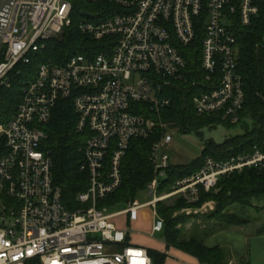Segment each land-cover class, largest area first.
I'll return each mask as SVG.
<instances>
[{"label":"built area","instance_id":"1","mask_svg":"<svg viewBox=\"0 0 264 264\" xmlns=\"http://www.w3.org/2000/svg\"><path fill=\"white\" fill-rule=\"evenodd\" d=\"M111 1L122 10L98 21L84 15L77 26L81 35L101 43V52L73 54L63 64L46 58L26 69L21 102L0 123V264L32 259L40 264H153L146 248L130 243V231L117 225L119 217L132 221L150 207L154 236L165 227L160 202L178 196L192 207L201 201L202 190L217 188L222 177L264 167V151L257 146L253 153L225 159L208 156L199 171L161 190L173 165L174 134L161 110L171 104L165 89L187 80L182 51L203 33V77L194 83L204 89L193 97L194 110L199 116L221 113L237 124L245 102L238 34L261 15L264 0ZM72 12L70 0H15L5 9L0 102L15 72L31 65L48 41L63 39L73 24ZM62 99L73 101L76 129L84 136L80 169L87 173L88 187L77 195L76 209L64 204L44 147V127ZM157 127L163 133L151 148L154 176L145 190L152 198L145 203L131 199L112 212L99 205L121 187L132 139L149 138Z\"/></svg>","mask_w":264,"mask_h":264},{"label":"trees","instance_id":"2","mask_svg":"<svg viewBox=\"0 0 264 264\" xmlns=\"http://www.w3.org/2000/svg\"><path fill=\"white\" fill-rule=\"evenodd\" d=\"M73 6V24L65 29L62 40L48 41L47 49L34 54L31 65L21 66L20 74L15 72L11 88L2 89L0 102V123L7 122L16 112L22 98L21 85L27 79L26 69L33 68L37 62L51 58L57 63H65L69 57L88 50L101 52L99 41H92L81 35L77 29L79 16L83 11L91 12V20H104L122 9L111 0H70ZM199 32L194 43L182 51L187 60V80L167 87L165 93L171 104L161 110L163 121L179 133L203 134L204 129L219 126H241L247 120L259 124V130H250L244 135L227 138L223 142L209 140L200 158L189 164H173L169 176L163 181L161 190H171L179 178L193 175L199 171L205 158L225 159L239 153H253L255 146L264 151V8L253 23L239 30L238 34V70L242 76L245 92L244 107L237 124L226 123L221 113L199 116L193 106V97L204 88L194 82L203 77L201 70V39ZM108 40V39H105ZM1 59V54H0ZM35 68V67H34ZM28 71V70H26ZM17 74V75H16ZM78 115L71 99H62L57 104L51 120L44 129L47 138L44 147L52 159V170L56 184L63 188V202L70 209L79 207L77 195L88 187L87 173L80 169L83 158L84 136L76 129ZM253 128V127H252ZM163 129L155 128L149 138H134L122 163L123 183L121 187L99 205L111 208L124 206L129 200L145 190L154 176V165L150 160L153 142L162 135ZM215 200L214 215L219 221L208 226V232L216 233L232 224L251 222L249 214L258 204L264 202V167H246L222 177L217 190H202L201 204ZM188 205L182 198L173 203L158 204V213L165 219L163 238L169 246H175L197 257L206 264H229L230 254L221 247L209 248L203 236H185L184 229L178 227L182 217L174 216L183 206ZM196 225V224H195ZM195 230H199L198 227ZM264 235V226L258 229ZM153 264H164L166 255L158 250H148ZM26 264H40L39 259L29 260ZM239 264H251L242 258Z\"/></svg>","mask_w":264,"mask_h":264},{"label":"crops","instance_id":"3","mask_svg":"<svg viewBox=\"0 0 264 264\" xmlns=\"http://www.w3.org/2000/svg\"><path fill=\"white\" fill-rule=\"evenodd\" d=\"M201 204H205V208L207 209H213V207H216V201H206L204 204ZM196 205H193V207ZM150 214L149 210H144L140 211L137 218L132 221H129L127 217H119L116 222L119 227L129 230V225L131 223H138L140 220L150 221L151 224L153 217L152 215L150 216ZM249 216H251V222L246 224H232L216 233H206L209 230L208 226L215 223V220H209L206 214H203L202 218H199L195 227L191 226L182 228L184 229L185 236H203L204 243L209 248L221 247L225 249L230 254L229 264H239L242 258H249L248 248L252 237H264V235L257 233L258 229L264 226V202L258 204V208H254L253 213ZM197 227L199 230H195ZM150 232L151 230L147 237L134 234L130 231L129 241L131 244L144 247L147 250L154 249L163 252L166 255L164 264H206L202 263L197 257L179 249L178 247L169 246L164 238L158 241L155 240L154 236L150 235Z\"/></svg>","mask_w":264,"mask_h":264},{"label":"rangeland","instance_id":"4","mask_svg":"<svg viewBox=\"0 0 264 264\" xmlns=\"http://www.w3.org/2000/svg\"><path fill=\"white\" fill-rule=\"evenodd\" d=\"M78 18L86 19L85 16H79ZM224 121L226 123H230L229 120L224 119ZM230 124L233 125L232 123ZM259 127H260L259 124H257L256 122L247 120L241 126L227 127L223 125L214 129H204L203 134H197V133L182 134L179 133L177 129L172 128L174 129L173 141L170 145V154H171L172 163L177 165L189 164L202 156L203 150L209 140L212 139L218 142H223L227 138L237 135L242 136L244 134H247L252 129L259 130ZM145 190L140 191L136 196V199L141 203H145L152 198L150 193ZM215 190H217V188H215ZM176 199H179V197L175 196L164 202L171 204ZM207 201H215V200H207ZM205 202H203V204ZM125 207L126 205L117 208H110V211L111 212L117 211L120 209H124ZM186 207H189V205L183 206L181 209L175 211L174 213V216L182 217L180 219L181 223H179L178 227H191V226L195 227L196 226L195 224H197L199 218H202L203 214L204 215L206 214L209 220L214 219L215 220L214 222L219 221L218 220L219 217H217V215H214L215 207H213V209H207L206 211L203 210L199 211V209L202 207V204H198L195 207L193 206L189 207L192 210L191 213H187V211L184 210V208ZM149 209L150 207L145 208V210L147 211ZM252 213L253 211H251L249 215H251ZM129 230L134 234L144 235L148 237L149 231L151 230L150 221L140 220V222L138 223H131L129 225ZM154 239L157 241L163 239V233L162 232L156 233L154 235ZM248 257H249L248 259L251 261V264H264V237H257V236L252 237V239L250 240V246L248 248Z\"/></svg>","mask_w":264,"mask_h":264},{"label":"water","instance_id":"5","mask_svg":"<svg viewBox=\"0 0 264 264\" xmlns=\"http://www.w3.org/2000/svg\"><path fill=\"white\" fill-rule=\"evenodd\" d=\"M13 1L15 0H0V19H1L2 13L5 11V9L8 6L12 4ZM82 14L88 17L92 16V13L88 11H83ZM0 25H1V20H0ZM2 49H3V41H2V36L0 34V53L2 52Z\"/></svg>","mask_w":264,"mask_h":264},{"label":"bare ground","instance_id":"6","mask_svg":"<svg viewBox=\"0 0 264 264\" xmlns=\"http://www.w3.org/2000/svg\"><path fill=\"white\" fill-rule=\"evenodd\" d=\"M1 54V53H0Z\"/></svg>","mask_w":264,"mask_h":264}]
</instances>
